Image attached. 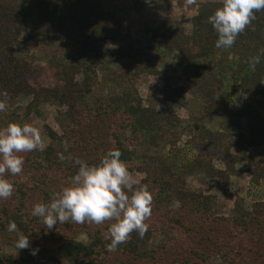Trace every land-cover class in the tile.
I'll return each instance as SVG.
<instances>
[{
  "label": "trees",
  "instance_id": "trees-1",
  "mask_svg": "<svg viewBox=\"0 0 264 264\" xmlns=\"http://www.w3.org/2000/svg\"><path fill=\"white\" fill-rule=\"evenodd\" d=\"M133 1L138 9H153L157 5V0ZM220 6L221 2L203 4L193 19L191 34H185L182 28L159 31L153 34L150 47L144 48L137 46L132 35L124 31L113 11L104 9L103 0L45 2L38 6L43 15L35 20L33 27H29L28 17L20 8L8 0H0V91L8 94V107L0 112V128L10 122L19 123L20 113L14 103L22 97L31 98L28 115L44 104L68 108L64 114L66 122L60 127L62 133L50 130L55 144L43 151H31L25 178L14 182L10 197L0 199V250L1 246L8 245L17 249L19 256L17 260L3 256L0 264H264V198L254 203L249 212L220 216L216 213V197L185 189L183 168L161 157L147 156L138 168L145 177L136 187L146 186L153 196L152 215L146 221L148 231L142 238L133 231L114 251L109 252L105 247L110 243L108 227L113 221L99 225L68 221L47 230L42 219L31 215L34 204L50 202L54 193L70 184L69 175L78 170L73 163L75 158L97 164L113 148L121 151V160L127 162L133 158L134 148L118 134H113L114 147L105 151L97 144L93 148L80 144L78 131L86 123L92 126L103 114L122 116L123 132H129L131 140L147 136L153 146H166L167 139L173 140L171 133L175 129L178 132L182 121L175 114L160 113L154 107L144 106L137 85L146 76L158 75L164 79L154 60L164 58L167 53L177 51L184 60L199 66L200 60L223 49L215 47L218 36L208 23V17ZM255 16L250 23L252 26L248 25L230 47L235 58L228 63L232 76L227 86L231 94L242 93L247 97L242 110L233 109L227 99L217 98V89H225L226 85L216 75L205 76L198 72L189 78L185 90L167 88L165 91L170 98L176 93V101L185 105L182 92L193 90L196 99L210 103L212 112L247 118L246 129L239 131L235 140L239 145L249 146L258 142L260 133L264 134V56L255 68L247 63L250 57L264 50V10L256 12ZM41 38L73 49L57 72L60 83L56 86L35 87L30 81L38 68L31 58L23 55L22 43L36 45ZM109 43L116 45L109 56L128 59L134 67L117 83L118 91L110 96V102L96 109L88 99L99 85L98 72L114 74L108 64ZM224 69L219 68L218 73L224 75ZM201 134L200 140L207 142L212 155L228 163L232 146L227 143L234 137L227 132L206 130H201ZM171 144V147L177 146L176 140ZM57 153H63L66 159L60 161ZM258 164L257 171L253 166V170L250 169L256 185L264 181V160ZM220 171L228 184L229 173ZM12 221L17 225V232L8 231L7 226ZM81 233L88 236V243L77 240ZM20 234L29 237V248L15 247ZM155 234L165 235L166 240L154 242ZM34 248L39 249L36 255L31 252Z\"/></svg>",
  "mask_w": 264,
  "mask_h": 264
},
{
  "label": "rangeland",
  "instance_id": "rangeland-1",
  "mask_svg": "<svg viewBox=\"0 0 264 264\" xmlns=\"http://www.w3.org/2000/svg\"><path fill=\"white\" fill-rule=\"evenodd\" d=\"M8 1L27 15L29 27H33L36 24L35 20L43 15V11L38 6L55 0ZM210 2L222 3V0H194L193 3H189V0H157V5L153 9H138L133 0H103V7L106 11H113L116 14L120 20V25L124 31L132 35L137 46L149 48L152 43V36L156 32L182 28L185 34H191L194 17L198 15L203 4ZM25 36L27 35L25 34ZM22 44L23 55L31 58L38 68V73L30 80L32 85L51 87L60 83V75L57 72L60 71L65 57L73 49L49 38H41L36 45H32V43L27 45L25 41ZM115 50V44L109 43L107 45L108 64L116 76L99 71L97 76L99 85L96 86L88 99L91 106L96 109L110 102L108 101L110 96L113 97V92L118 91L115 88L117 83L133 71L134 63L132 61L109 56ZM234 58L235 55L231 48H223L217 50L214 55L200 60L199 66L184 60L177 51L167 53L164 58L154 60V64L162 71L164 79L158 75L146 76L138 83L137 87L144 106L154 107L160 113L175 114L182 121L178 132L175 129L171 133L174 137L173 140L167 139L168 145L153 146L147 136H141L137 141L131 140L130 133L123 132L122 116L104 114L100 116V119H95L92 126L90 122L86 123L78 131L80 144H84L88 148H93L94 144H97L100 150L105 151L114 147L113 134H118L127 140L126 144L130 148L135 150L133 158L126 163L139 184L145 175L139 172L138 168L141 167L145 157H161L173 160L183 168L182 176L185 178V189L216 197V213L218 215L234 216L251 211L254 203L264 198V181L258 185L254 184L250 173L252 168L257 171L258 163L264 160V134L260 133L258 142L252 146L239 145L235 138L238 137L239 131L246 129L247 118L237 119L212 112L209 109L210 103L205 99H196L193 90L182 92L185 105H180L176 101L178 100L175 96L176 93L170 98L165 92L167 88L172 89V91L185 90L188 88L189 78L196 76L198 72L205 76L216 75L226 85L225 89H217V98L227 99L233 109L242 110L247 103V97L242 93L231 94L230 87L227 86L230 84L232 76V70L229 69L228 63ZM221 67L225 68L224 75L218 73ZM117 75L121 77H117ZM78 79L81 80L82 77L78 76ZM30 100V97H22L14 103V107L20 113L19 123H30L40 130L45 149L49 145L55 144L50 136V130L57 134L62 133L60 127L62 122H66L64 114L67 113L68 108L44 104L37 112L28 115L27 106ZM201 130L227 132L234 137L233 140L229 139L227 143V145L232 146L229 153L231 155L229 162L232 160L230 164L229 162L224 163L212 155L213 150L210 151L207 142L200 140L203 135ZM174 140H176L177 146L171 147ZM30 152L18 154L24 157L23 170L20 174L15 176L7 172L4 174L5 178L13 185L16 180L25 178L24 171L28 164L27 157ZM220 170L229 173L228 184L224 177L220 176L219 172H222ZM75 175L76 173L71 172L68 178L69 183ZM77 238L84 243L89 242L85 233L79 234ZM154 239V242H162L166 240V237L163 234H155ZM3 256H11L17 260L19 258L18 250L8 245L1 246L0 258Z\"/></svg>",
  "mask_w": 264,
  "mask_h": 264
},
{
  "label": "clouds",
  "instance_id": "clouds-1",
  "mask_svg": "<svg viewBox=\"0 0 264 264\" xmlns=\"http://www.w3.org/2000/svg\"><path fill=\"white\" fill-rule=\"evenodd\" d=\"M193 2L189 0V3ZM260 10H264V0H222V6L208 17V23L218 36L215 47L230 48ZM262 56L264 50L250 57L249 67L255 68ZM7 96V91H0V97H3L0 112L8 107ZM44 147L40 130L30 123L10 122L0 128V199L10 197L14 191L13 183L4 174L15 176L23 170L24 157L18 154L43 151ZM64 150H68L67 143ZM57 156L60 161L66 159L63 153H57ZM121 156V151L113 148L97 164L75 158L73 163L78 170L71 183L54 193L50 202L34 204L31 215L42 219L47 230L68 221L97 225L113 221L108 227L110 243L105 246L109 252L126 242L133 231L142 238L149 228L146 221L152 215L153 196L146 186L134 187L139 181ZM7 228L10 232L18 231L14 221L9 222ZM15 247L19 250L29 248V237L20 234ZM38 251V248L32 249V255Z\"/></svg>",
  "mask_w": 264,
  "mask_h": 264
}]
</instances>
